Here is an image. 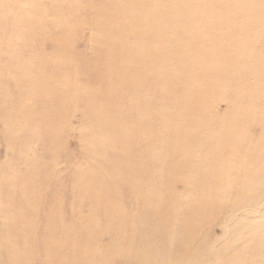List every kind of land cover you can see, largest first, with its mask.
<instances>
[{"label": "rangeland", "instance_id": "rangeland-1", "mask_svg": "<svg viewBox=\"0 0 264 264\" xmlns=\"http://www.w3.org/2000/svg\"><path fill=\"white\" fill-rule=\"evenodd\" d=\"M136 1L0 0V264H264V0Z\"/></svg>", "mask_w": 264, "mask_h": 264}, {"label": "bare ground", "instance_id": "bare-ground-1", "mask_svg": "<svg viewBox=\"0 0 264 264\" xmlns=\"http://www.w3.org/2000/svg\"><path fill=\"white\" fill-rule=\"evenodd\" d=\"M136 2L137 1L134 0V4H136ZM123 9H124L123 6H120L119 8H117L118 12H123ZM117 10H114V14L117 13ZM102 16H103V11L101 9L100 14H98V13L96 14V19L98 18L100 21H103ZM101 23H104L103 27L106 28V29H109L108 26L111 27L110 26V21H108V20L103 21ZM58 63L60 65H64L63 61H59ZM190 88L191 87L185 88L183 90H184L185 93H189L190 92ZM94 95H95L94 93H91L90 101L89 100L88 101L92 102L93 104L99 103L101 98L96 96V95L94 96ZM45 96H47V95H45ZM50 101L51 100L49 98V102ZM62 108L64 109V105H62L60 109H62ZM91 108H92V106H91ZM50 127H51L50 125L47 126V128H50ZM50 130H52V129H50ZM56 135H57V133H55V138H56ZM17 149H18V147H17ZM113 162H114L113 161V157H108L109 165H113ZM90 163H87L86 165H88ZM86 165H84V166H86ZM30 168L29 167L26 168L22 173H20L19 175L17 174L15 176V177H18L19 178L18 180H20V181L16 185H14V187H16L17 190L14 187H13V189L15 190V192L18 193V195L20 194V198H19L20 199V203L19 204H20V206L22 208L20 210L21 213L25 212L27 217H30L33 214L32 216L35 218V217H37L36 216V214H37V210H36L37 206H36V204H38V203L42 204L41 199H39L40 192L44 193L46 191V189H44V191L41 190V184H42L41 178H39L38 176L31 177ZM76 178L78 179V176H76ZM82 178H83V176H82ZM53 182L56 183V185L59 184V182H57L56 179H54ZM72 183H73V187H72V191H71V193L73 195V199L72 200L69 197L70 195L65 193V188H62V187L56 188L53 192L52 191H48L45 195H47L48 193H52L53 200L57 204H60V205L66 204V208H67L68 211H65L66 212L65 215L68 214L69 215L68 217H70L72 220H76L77 222L78 221L80 222L81 221L80 217H84V215L80 213V210L77 207V205H79V203L77 204V201H78V198H80L79 202H81V203H80L79 207L81 205H84L85 200L88 198V187H87L85 181H81L80 183L73 181ZM12 184H13V182H12ZM34 188L36 189V191L34 190ZM0 190H2L1 187H0ZM116 194L118 195L117 192H116ZM43 198H45V196ZM97 198H100V199H102L104 201H107V205L111 208V210H115L114 204H113L112 200L110 199L111 198L110 196H105L103 193H101V194H99L97 196ZM0 208L2 209V211H0V214H1L2 218L6 222L7 221V217H6L7 203L5 201H1ZM80 209H82V207H80ZM106 210L107 209H105V208H101L102 214L107 215L108 213L106 214V212H105ZM61 214H63V212H61L60 210H57L55 212H51V214H48L47 217H51V218L55 217V219H56V217L60 216ZM62 218H64V217H62ZM53 227H54V221H53V219H49L48 222H47V229H51ZM54 241H55V234L52 233L51 234V243H52L51 248L53 247L55 249L56 248V244H54ZM6 248L10 250V249L15 248V245L12 244V243H8ZM60 252L62 253L61 248H60Z\"/></svg>", "mask_w": 264, "mask_h": 264}]
</instances>
